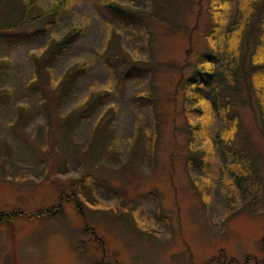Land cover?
I'll return each mask as SVG.
<instances>
[{"label":"rangeland","instance_id":"obj_1","mask_svg":"<svg viewBox=\"0 0 264 264\" xmlns=\"http://www.w3.org/2000/svg\"><path fill=\"white\" fill-rule=\"evenodd\" d=\"M56 1L55 15L0 35L9 61L0 73V264H264L256 110L237 104L236 117L224 116L212 85L209 103L193 109L194 90L184 88L203 51L209 0H37L31 11ZM223 8L225 28L236 1ZM71 25L81 30L46 65V85L31 87L33 54ZM72 65L75 79L59 98ZM92 92L101 94L96 105L78 110ZM230 122L262 177L243 197L226 170L235 164L220 129ZM198 145L202 164L190 151ZM51 205L52 216L39 212Z\"/></svg>","mask_w":264,"mask_h":264},{"label":"trees","instance_id":"obj_2","mask_svg":"<svg viewBox=\"0 0 264 264\" xmlns=\"http://www.w3.org/2000/svg\"><path fill=\"white\" fill-rule=\"evenodd\" d=\"M36 1L0 0V14L4 11L9 16L13 14L10 16L12 18H9L6 13H3L4 17L0 16V35L7 38L15 34L18 35L22 28H25L28 24L36 22L37 19L45 15H55L57 9L60 8V2L56 1L48 8L34 13L31 10L36 5ZM162 1L156 0V6L162 5ZM220 1H207L206 12L208 17L204 30L203 51L196 56L193 66L189 69L191 71L190 75L184 78V88L190 87L194 90L192 95L187 96L191 99L190 108L197 109L195 103L198 101L203 104L205 102L209 103L211 97L205 94L204 89L212 85V89L207 93L215 92V96L212 97H217V103L220 101L218 105H221L224 116L228 118H230V115L236 117L237 114L232 113L235 106L237 104L248 105L256 110L255 115L261 124L260 131L264 135V0H235L237 12L225 28L223 22L225 16H220L219 11L224 10V4L228 0ZM109 4L113 8H124L115 1H109ZM150 15L157 16V13L150 12ZM80 30V26L71 25L59 37L52 38L39 53L33 54L32 59L36 76L29 84L31 87L38 88L39 85L45 84L46 78L48 79L46 65L78 35ZM188 34L191 38L190 32ZM8 62L7 58L0 59V73L5 71ZM76 64H78L77 70L85 66V62L82 61L80 63L76 62ZM64 73L57 86L61 89L59 98L62 97L63 91H66L68 85L72 84L75 79L74 65L67 68ZM5 92L4 88L0 89V96ZM96 93H90L89 97L77 109L85 112L88 110L89 105H96L98 97L101 96V94L97 95ZM45 95L50 96L48 90H46ZM43 105L46 106V102ZM26 112L27 108H20V116L15 122L19 123ZM196 124L197 121H194L188 123L187 127L191 129ZM238 128V123L230 122L224 124L220 131H223V135L226 134L222 139L227 149L233 154L235 164L234 166L228 164L226 170L230 175L231 182L236 185L243 197L249 190L247 186L255 183V181H261L262 177L258 174L259 166L256 157L250 155L248 147L244 144L246 136L245 134L240 135ZM192 132V129L189 130V133ZM191 141L192 139L188 138V144ZM104 148L102 146L100 150H105ZM190 148L194 162L202 164L205 157L204 146L198 145ZM73 182L80 185L78 186L80 188L85 185V180L81 176L76 177ZM76 201L77 206L80 207L81 200L78 196ZM39 212L52 216L54 214L53 205L44 210H39ZM4 217L11 219L10 214H6ZM117 263L116 260L113 264ZM93 264H99V261Z\"/></svg>","mask_w":264,"mask_h":264}]
</instances>
